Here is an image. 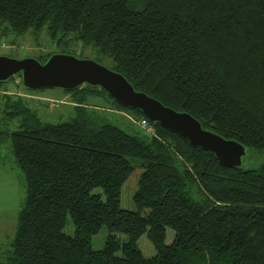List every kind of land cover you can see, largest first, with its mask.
Here are the masks:
<instances>
[{
  "label": "trees",
  "instance_id": "1",
  "mask_svg": "<svg viewBox=\"0 0 264 264\" xmlns=\"http://www.w3.org/2000/svg\"><path fill=\"white\" fill-rule=\"evenodd\" d=\"M26 34L59 49L34 57L42 63L76 56L79 44L135 90L246 151H264V0H0V47ZM81 87L66 91L75 115L58 124L43 123L21 97L0 95V123L21 118L18 130L0 129V144L9 141L25 184L0 264H264V162L225 168L157 123L146 132L138 110L129 109L141 132L127 133L90 111ZM130 159L143 169L134 211L119 202ZM102 228L103 247L93 250ZM143 234L153 257L137 246Z\"/></svg>",
  "mask_w": 264,
  "mask_h": 264
},
{
  "label": "rangeland",
  "instance_id": "2",
  "mask_svg": "<svg viewBox=\"0 0 264 264\" xmlns=\"http://www.w3.org/2000/svg\"><path fill=\"white\" fill-rule=\"evenodd\" d=\"M28 34L20 37H13L12 41H6L7 45L0 47V55L8 56L11 58H25L36 57L40 54H48L58 52V48L49 43L44 36L39 37L36 40L33 36H27ZM4 42V41H3ZM13 42V44L11 43ZM73 52L79 59L97 60L95 51L91 49H82L81 45H75ZM55 54V53H54ZM81 55V56H80ZM103 65H107V62H103ZM16 77L15 81L10 80L4 85L10 89L14 88L18 90V94L23 99L24 105L31 109L43 123L58 124L69 121L75 115L73 93L66 92L61 89H44L39 91H29L22 85L20 79ZM15 82V83H14ZM11 91V90H9ZM4 89L0 88V95H9ZM88 94L87 96H85ZM79 98L85 97L87 108L90 111H95L97 114L107 118V120L119 128L123 129L127 133H132L141 130L135 126L136 120L139 119L137 113L123 109L116 105H113L109 99L100 92H88L83 86L77 92ZM55 102V105L52 103ZM3 117V111L0 108V121ZM19 117L16 119L3 123H0V129L2 131L13 132L19 129L20 123ZM244 168H254L264 162V151H246V155L242 159ZM133 167L132 174L124 182L119 196L120 207L125 210L134 211L135 206L133 202V195L136 190L137 180L139 175L143 171L140 167V163L135 160H129ZM93 193H101L100 189H95ZM104 200V196H101ZM25 199V184L23 175L16 167L12 156L10 143L8 140L2 141L0 144V257L7 252L9 244L13 240L19 211L22 208ZM64 232L68 235H72L73 228L69 218L64 226ZM107 237V231L105 228L100 231L91 239V248L93 250H100L103 247L104 241ZM118 238L121 241L126 240L125 236L119 235ZM173 239V232L167 229L166 244H169ZM137 246L140 249L144 257L150 258L155 255V249L147 238L146 234H143L137 241Z\"/></svg>",
  "mask_w": 264,
  "mask_h": 264
},
{
  "label": "water",
  "instance_id": "3",
  "mask_svg": "<svg viewBox=\"0 0 264 264\" xmlns=\"http://www.w3.org/2000/svg\"><path fill=\"white\" fill-rule=\"evenodd\" d=\"M17 75L29 91H72L83 85L99 87L121 107L140 111L150 123H157L186 139L191 146L211 153L221 166L242 167L246 155L242 144L203 129L190 114L164 106L146 93L135 90L122 74L95 60L55 53L42 63L34 57L18 59L0 55V83Z\"/></svg>",
  "mask_w": 264,
  "mask_h": 264
},
{
  "label": "built area",
  "instance_id": "4",
  "mask_svg": "<svg viewBox=\"0 0 264 264\" xmlns=\"http://www.w3.org/2000/svg\"><path fill=\"white\" fill-rule=\"evenodd\" d=\"M7 94H9V95H11V96H20V94H18L15 90H12V91H8V92H6ZM54 105H55V102H52ZM149 121L148 120H142V121H140V125H141V127L146 131V132H151L152 131V129H151V127H150V125H149Z\"/></svg>",
  "mask_w": 264,
  "mask_h": 264
}]
</instances>
